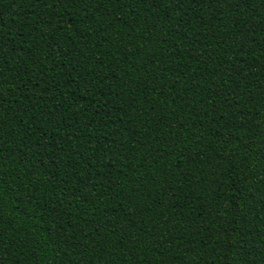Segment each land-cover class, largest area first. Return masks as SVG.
<instances>
[{"label":"trees","instance_id":"obj_1","mask_svg":"<svg viewBox=\"0 0 264 264\" xmlns=\"http://www.w3.org/2000/svg\"><path fill=\"white\" fill-rule=\"evenodd\" d=\"M3 264H264V0H0Z\"/></svg>","mask_w":264,"mask_h":264},{"label":"snow or ice","instance_id":"obj_2","mask_svg":"<svg viewBox=\"0 0 264 264\" xmlns=\"http://www.w3.org/2000/svg\"><path fill=\"white\" fill-rule=\"evenodd\" d=\"M56 2H61V0H56ZM62 2L64 4L67 5V7L71 8L74 7L77 3L82 2V0H62ZM117 2H119V0H117ZM125 2H127V0H125ZM133 2H140V0H133ZM217 2H219V0H217ZM245 0H233V3L236 4H240V3H244ZM0 264H3V261L0 260Z\"/></svg>","mask_w":264,"mask_h":264}]
</instances>
